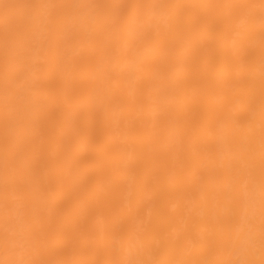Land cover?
I'll return each mask as SVG.
<instances>
[{"label": "bare ground", "instance_id": "1", "mask_svg": "<svg viewBox=\"0 0 264 264\" xmlns=\"http://www.w3.org/2000/svg\"><path fill=\"white\" fill-rule=\"evenodd\" d=\"M0 264H264V0H0Z\"/></svg>", "mask_w": 264, "mask_h": 264}]
</instances>
